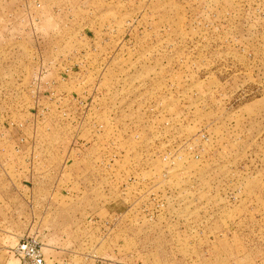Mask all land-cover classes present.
I'll list each match as a JSON object with an SVG mask.
<instances>
[{
  "label": "rangeland",
  "instance_id": "374dc122",
  "mask_svg": "<svg viewBox=\"0 0 264 264\" xmlns=\"http://www.w3.org/2000/svg\"><path fill=\"white\" fill-rule=\"evenodd\" d=\"M33 233L47 264H264V0H0V264Z\"/></svg>",
  "mask_w": 264,
  "mask_h": 264
},
{
  "label": "built area",
  "instance_id": "2783aa9c",
  "mask_svg": "<svg viewBox=\"0 0 264 264\" xmlns=\"http://www.w3.org/2000/svg\"><path fill=\"white\" fill-rule=\"evenodd\" d=\"M156 206L162 208L164 203ZM10 253L17 261V264H47L44 246L38 234L33 233L20 237L14 247H12Z\"/></svg>",
  "mask_w": 264,
  "mask_h": 264
},
{
  "label": "crops",
  "instance_id": "0c3cea01",
  "mask_svg": "<svg viewBox=\"0 0 264 264\" xmlns=\"http://www.w3.org/2000/svg\"><path fill=\"white\" fill-rule=\"evenodd\" d=\"M46 248H47V246H46ZM45 247H44V254H45V256L47 255V253H46V251L45 250H47ZM49 250V249H48Z\"/></svg>",
  "mask_w": 264,
  "mask_h": 264
},
{
  "label": "bare ground",
  "instance_id": "6f19581e",
  "mask_svg": "<svg viewBox=\"0 0 264 264\" xmlns=\"http://www.w3.org/2000/svg\"><path fill=\"white\" fill-rule=\"evenodd\" d=\"M17 262V261H16Z\"/></svg>",
  "mask_w": 264,
  "mask_h": 264
}]
</instances>
